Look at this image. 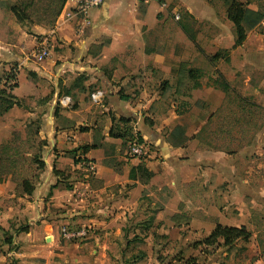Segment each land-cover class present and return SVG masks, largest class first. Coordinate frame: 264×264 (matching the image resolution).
<instances>
[{"label":"crops","instance_id":"0c3cea01","mask_svg":"<svg viewBox=\"0 0 264 264\" xmlns=\"http://www.w3.org/2000/svg\"><path fill=\"white\" fill-rule=\"evenodd\" d=\"M223 1L105 0L82 34L75 20H57L53 29L23 25L27 34L12 17L3 59L15 71L19 106L0 119L7 121H0V144L16 115L24 128L36 122L45 167L31 196H17L10 177L0 183L9 264H264V189L239 176L238 157L201 148L198 131L173 136L188 114L179 99L206 103L209 118L218 110L226 94L209 84L218 76L229 87L242 79L249 87V70L262 72L254 94L264 107L262 28L236 46ZM263 2L249 8L259 11ZM182 27L197 29L195 43ZM52 34L61 51L31 60L37 37ZM117 128L139 135L152 156H128L111 134ZM239 189L261 205L236 206ZM218 225L245 228L250 238L202 243ZM64 226L91 231L79 244L64 243Z\"/></svg>","mask_w":264,"mask_h":264},{"label":"rangeland","instance_id":"374dc122","mask_svg":"<svg viewBox=\"0 0 264 264\" xmlns=\"http://www.w3.org/2000/svg\"><path fill=\"white\" fill-rule=\"evenodd\" d=\"M227 1L228 0L223 1L226 7L228 5ZM16 2L17 0H0V45L2 47V49H0V90H4L7 94L12 93L14 90L16 80L13 81V79L10 78L13 75L15 76V71L13 69L6 71L5 66L7 64L3 59L6 50L3 48L5 45H9V28L11 29L9 22L13 17L9 11V5L15 4ZM260 5L261 9L259 11L264 14V2ZM178 13L180 15L183 14L181 10H179ZM185 15L186 14H184V16ZM187 19V16H185V20L187 21L186 24L189 25L190 21ZM24 27L25 26L21 25L24 33L26 32L29 34V30ZM196 32L197 29L191 27L190 34L196 36ZM262 34L264 35V29H262ZM37 38L39 42L45 37L38 36ZM53 39H50V45H52L51 53L60 52L61 49L56 45L57 41ZM249 73L252 78V83H250L249 87L245 86L243 79L242 81L232 83V87L228 86V91L226 90L227 83L223 77H215L212 82H209L213 87L220 89L226 94L218 110L213 113L210 118L209 115L213 110L207 107L206 103L202 101L196 102L193 98H188L186 100L179 99V101L182 102L180 105L181 108L186 110L188 114L184 118L183 127L179 128L178 132L173 136L176 142L179 141L181 137L185 136L186 131H188L189 134L198 131V134L194 137H198L200 140L201 148L207 150H221L229 155L238 157L239 176H241L243 180L247 178L249 181L248 184L255 186L259 191L260 189H264V107L257 103L254 89L259 86L257 82L261 79L262 72L251 69ZM2 110L3 109L0 108V111ZM4 115H1L0 119L3 118ZM13 119L15 123L14 130L1 144H9L12 140L18 139L14 144V146L18 148V155L16 157L20 160L17 176L21 179L25 178L36 183L39 169L37 165L32 164L31 161L34 160L36 155L41 153L40 149H38L37 141L27 142L25 131L27 128H24L25 125H23L21 116L16 115ZM0 121H3L2 123H7L5 119ZM198 127H200V129L196 130ZM187 129H190V131ZM15 132H18L20 136H15ZM2 180V183H5V181L9 180V175L3 176ZM221 198L222 206H229V199H225L223 196ZM238 198L239 201L236 206L261 205L260 199L257 200V205L253 203V196L249 194L246 189H239ZM259 198L262 199L264 197L261 195ZM6 203L9 206V199L6 200ZM62 229L63 227H60V233ZM8 240L9 221L6 224V228L0 225V259L5 257L6 264H9ZM65 241L66 240H64V243ZM13 247L14 246H12V248Z\"/></svg>","mask_w":264,"mask_h":264},{"label":"trees","instance_id":"16d2710c","mask_svg":"<svg viewBox=\"0 0 264 264\" xmlns=\"http://www.w3.org/2000/svg\"><path fill=\"white\" fill-rule=\"evenodd\" d=\"M140 1L143 2V0ZM259 1L260 0H246L245 3H242L238 0L227 1V17L234 26L236 46L242 45L247 38L248 31L257 27L264 18V14L261 11H254L249 8V5L251 3ZM63 7L64 0H17L15 4L9 5V11L19 24L27 26L43 25L53 29L62 12ZM183 30L187 34L189 39L193 43H195V36L191 35L186 28H183ZM219 55L220 54L215 55L214 58H218ZM193 72L194 71H190L191 74ZM10 78H12L13 81L16 80V76H12ZM228 88L229 87L227 84V91ZM15 105L19 106V101L12 95V93L7 94L4 90H0V108L3 109L2 111H0V116L9 112V110L12 109ZM119 122L123 123L125 121L119 120ZM35 124L36 122H32L29 126H27L26 139L27 142L37 141L38 149H41V143L39 145L37 140L38 132L34 127L36 126ZM178 129L179 128H176L174 130L173 135L178 132ZM111 134L116 138H121L124 141L125 145L128 144V142L133 138L134 135L132 133V130L129 128H117L116 132L112 130ZM16 135L20 136L18 132H15V136ZM17 141L18 139H15L12 140V142L9 144H0V183L3 182V176L9 175L11 181L16 185L17 196H31L35 191L36 183L31 182L30 180L25 178L21 179L17 176L18 165L20 164V160H18V158L16 157L18 155V148L14 146ZM88 149L89 147L85 148V150ZM31 163L37 165L39 171L43 170L45 167L43 161L41 160L40 154L36 155ZM249 238L250 234L245 230V228L238 229L218 225L215 228L214 232L202 243L208 246H213L217 244L218 239H223L224 245L226 246L233 244L238 239L248 240ZM9 240L7 244L10 243L11 245V239ZM14 249L15 248L13 247L12 250Z\"/></svg>","mask_w":264,"mask_h":264},{"label":"built area","instance_id":"2783aa9c","mask_svg":"<svg viewBox=\"0 0 264 264\" xmlns=\"http://www.w3.org/2000/svg\"><path fill=\"white\" fill-rule=\"evenodd\" d=\"M151 1L153 0H143L144 3H149ZM104 2L105 0H64V7L58 18V23L59 21L68 23L75 20L77 22V32H79V34H82L91 27L92 21L90 18V12L93 9L102 6ZM68 4H72L73 7L70 9H66V6ZM260 27L264 29V18L260 22ZM53 34L45 36V38L41 39L37 43L34 52L30 56L34 61L39 63L44 62L50 57L52 52L50 39L54 38ZM127 154L132 158L147 159L152 156L153 151L145 142V140H143L137 134H134L133 138L127 144ZM90 231L91 230L89 227L69 228L67 226H64L61 235L64 240L79 244L89 236Z\"/></svg>","mask_w":264,"mask_h":264}]
</instances>
